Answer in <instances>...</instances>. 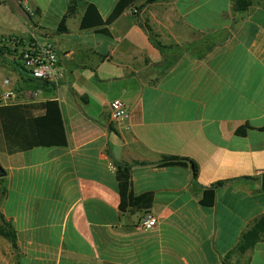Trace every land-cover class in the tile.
Here are the masks:
<instances>
[{"label":"crops","instance_id":"crops-1","mask_svg":"<svg viewBox=\"0 0 264 264\" xmlns=\"http://www.w3.org/2000/svg\"><path fill=\"white\" fill-rule=\"evenodd\" d=\"M118 1L0 0V93L57 101L67 138L11 154L0 142V228L14 235L0 236V264H264V0H138L106 34L80 28L86 5L105 22ZM10 36L53 45L57 86L28 77ZM115 99L125 124L110 119ZM168 157L195 163L196 178L189 164L158 166ZM119 166L149 209L121 210ZM145 211L157 217L149 231Z\"/></svg>","mask_w":264,"mask_h":264},{"label":"trees","instance_id":"trees-1","mask_svg":"<svg viewBox=\"0 0 264 264\" xmlns=\"http://www.w3.org/2000/svg\"><path fill=\"white\" fill-rule=\"evenodd\" d=\"M138 0H119L114 7L107 21H103L96 7L92 4L86 5L84 15L80 22L82 30H94L96 33L106 34L107 30L103 27L106 23L115 20L123 11L131 7ZM152 3L157 0H147ZM76 3L71 2L67 12L59 23V31L64 32L65 20L74 14ZM145 29L151 36L153 44L158 50L164 47L154 39L151 29L145 24ZM29 77V76H28ZM30 78V77H29ZM31 79V78H30ZM33 80V79H31ZM43 82V81H42ZM251 128L248 125L240 126L235 134L245 137ZM264 132V127L258 129ZM0 142L3 144V150L7 153L24 152L33 148H63L67 146V138L61 116L59 104L55 100H49L40 103L0 105ZM190 165L193 177L197 176V166L195 163L186 159L177 157H168L163 159L158 166H186ZM117 179L120 196V208L126 207L140 209H149L152 203V195L145 193L139 196H133L130 191L129 170L126 166L117 168ZM246 180V179H245ZM222 183L203 191L201 205L205 207L213 206L215 199V188ZM2 194L0 193V196ZM262 220L255 223L249 230L242 234L237 251L240 253L253 247L259 239L258 232ZM8 226L0 228V236L7 238L14 245V235L8 230Z\"/></svg>","mask_w":264,"mask_h":264},{"label":"built area","instance_id":"built-area-1","mask_svg":"<svg viewBox=\"0 0 264 264\" xmlns=\"http://www.w3.org/2000/svg\"><path fill=\"white\" fill-rule=\"evenodd\" d=\"M135 12V11H133ZM9 49L17 55L21 68L27 75L37 81H47L55 86L63 78V69L58 64L57 54L52 44H40L36 41H25L17 36L6 39ZM5 84L8 81L4 82ZM16 104V95L11 90L0 93V105ZM110 119L118 124H125L129 118V111L120 99L109 103ZM114 170L113 165H109ZM157 225V217L150 211H145L140 219V228L149 231Z\"/></svg>","mask_w":264,"mask_h":264},{"label":"water","instance_id":"water-1","mask_svg":"<svg viewBox=\"0 0 264 264\" xmlns=\"http://www.w3.org/2000/svg\"><path fill=\"white\" fill-rule=\"evenodd\" d=\"M4 175V171L0 167V177Z\"/></svg>","mask_w":264,"mask_h":264}]
</instances>
